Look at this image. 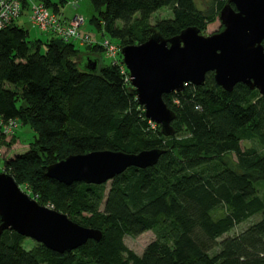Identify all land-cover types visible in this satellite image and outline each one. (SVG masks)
Returning a JSON list of instances; mask_svg holds the SVG:
<instances>
[{"label":"trees","instance_id":"1","mask_svg":"<svg viewBox=\"0 0 264 264\" xmlns=\"http://www.w3.org/2000/svg\"><path fill=\"white\" fill-rule=\"evenodd\" d=\"M35 1L60 13L68 0ZM90 1L97 11L90 21L121 46L141 43L153 30L163 37L188 26L201 32L226 3ZM164 6L172 17L150 27V16ZM86 48L89 55L103 53L98 42ZM79 53L72 40L31 39L15 21L0 29V119L17 121L14 139L19 127L34 132L26 151L4 160L3 172L26 186L40 205L101 230V238L58 253L38 242L27 249L26 237L5 229L0 264H264L259 193L264 187V96L259 90L238 83L228 92L208 72L204 85L187 84L163 95L176 114L174 133L165 136L158 125L151 127L118 61L89 73L79 68ZM243 141L251 145L244 148ZM151 148L164 150L156 164L131 166L108 188L106 182L66 185L46 176L48 165L71 154ZM261 213L236 236L223 238ZM148 230L156 239L142 254L125 245V235Z\"/></svg>","mask_w":264,"mask_h":264},{"label":"water","instance_id":"2","mask_svg":"<svg viewBox=\"0 0 264 264\" xmlns=\"http://www.w3.org/2000/svg\"><path fill=\"white\" fill-rule=\"evenodd\" d=\"M219 19L223 30L210 35L201 34L195 26L171 37L153 30L143 42L121 48L137 103L165 136L174 133L176 114L163 95L180 92L186 84L204 85L208 72L228 92L243 83L264 96V0H226ZM82 58L78 63L81 70H98L97 56ZM163 152L151 148L136 153L107 149L71 154L48 165L46 176L66 185L102 184L131 166L143 169L156 164ZM5 229L58 253L77 249L88 239L98 241L102 235L97 228L83 226L65 213L40 205L11 175L1 171L0 234Z\"/></svg>","mask_w":264,"mask_h":264},{"label":"rangeland","instance_id":"3","mask_svg":"<svg viewBox=\"0 0 264 264\" xmlns=\"http://www.w3.org/2000/svg\"><path fill=\"white\" fill-rule=\"evenodd\" d=\"M71 1L77 2L76 6H75V9L77 10L76 14L81 15L84 18V23L79 28V32L81 33V35H89L92 39H95L98 42L102 41L104 39L109 40L110 43L115 47L113 54H109L108 52L106 53V50H103V53H100V52L96 53V56L99 59V64L100 65L101 64H111L113 62L115 63L116 61H118L121 72L123 74H125L127 76V79L129 80V73H128V71H127V69L123 63L122 54H121V48L124 45L121 46L118 39L111 37L107 33H105L103 35L102 32L100 30H98L96 25L90 21L92 16L94 14H97V11H95L90 0H68V2L63 7H61V10H60L61 15L65 12L66 14H70L71 17L70 16L69 17L72 18V16H73L72 15L73 13H71L72 4H69ZM204 1L205 0H196V3L199 7H203ZM171 17H172L171 9L169 7H166V6L161 7L159 10H157L156 12H154L150 16V18L148 20V25L150 27H153L156 25V23L159 20H162L165 18H171ZM15 24L20 25V26L24 27L26 30H28L31 39H41L42 41H45V40L49 39L50 36L56 37V35H54L50 31L39 29L32 22L31 18L28 16V14H25V13H24V15L20 16L15 21ZM223 28H224V26H223V24L220 21L219 16H218L215 18L214 21L209 22L207 24L206 28L203 31H201V34L210 35V34L222 31ZM74 43L81 50V53H83L82 54L83 57L86 56L87 53H89L88 52L89 50L86 48V45H88V44H85L84 41L76 40V41H74ZM81 53H79V56ZM119 53L121 54V59H120ZM81 57L82 56L79 57L78 61L81 59ZM119 60H121V61H119ZM82 61H83V58H82ZM126 72L128 75L126 74ZM152 123H154V122L150 121V125L153 128L154 124H152ZM16 132L17 133H16L15 139L13 138V134H11V135H4L3 134L2 135L3 137H0V171L4 170V160L11 158L15 154L24 152L28 149V144L32 140L33 135H34L33 130L27 126L19 127ZM242 145L244 148H246V147H249L251 145V143L248 141H243ZM105 184L108 188V186L110 184V180L107 181ZM20 188L24 192H26L31 198L33 197L29 193V189L26 186H20ZM259 193L264 198V187L263 186H261ZM48 207H49V205H48ZM261 217H262V213L254 216L252 219L238 225L230 233L225 234L223 236V238L236 236L242 230H244L248 225L252 224L254 221L261 219ZM155 239H156V236H155L154 232L151 230H148V231H145V232H143V233H141L135 237L130 236V235H125L124 236V243L129 249L134 251L136 254L140 255L144 251L147 244L150 243L151 241L155 240ZM23 244L27 249H30V248L35 247L37 245V242L31 238H26Z\"/></svg>","mask_w":264,"mask_h":264},{"label":"built area","instance_id":"4","mask_svg":"<svg viewBox=\"0 0 264 264\" xmlns=\"http://www.w3.org/2000/svg\"><path fill=\"white\" fill-rule=\"evenodd\" d=\"M69 4H72V8H75L77 2L71 1ZM24 13L28 14L39 29L50 31L56 37L64 40H80L88 45L98 42L94 41L89 35H81L79 32V28L84 23L83 16L76 14L66 21L62 19L61 13H54L43 3L35 0H0V29L16 21ZM98 43H100L103 50H106V53H114L115 47L109 40L104 39ZM152 124L155 125V123ZM15 127H17V121L8 120L4 122L0 119V130L4 135L13 134Z\"/></svg>","mask_w":264,"mask_h":264},{"label":"crops","instance_id":"5","mask_svg":"<svg viewBox=\"0 0 264 264\" xmlns=\"http://www.w3.org/2000/svg\"><path fill=\"white\" fill-rule=\"evenodd\" d=\"M71 13H73L72 15L74 16V15L77 13V10H76L75 8H72ZM65 14H66L65 12L62 14V18H63L64 20L67 21L68 19H70L71 15H70V14H66V15H65ZM69 16H70V17H69ZM73 16H72V17H73ZM82 54H83V53H81L80 56H83ZM87 54H88V53H87ZM94 56H96V55H94Z\"/></svg>","mask_w":264,"mask_h":264},{"label":"flooded vegetation","instance_id":"6","mask_svg":"<svg viewBox=\"0 0 264 264\" xmlns=\"http://www.w3.org/2000/svg\"><path fill=\"white\" fill-rule=\"evenodd\" d=\"M187 85V84H186Z\"/></svg>","mask_w":264,"mask_h":264}]
</instances>
